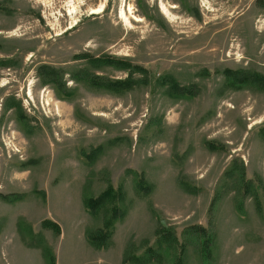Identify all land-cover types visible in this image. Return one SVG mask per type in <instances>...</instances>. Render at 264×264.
Here are the masks:
<instances>
[{"label":"rangeland","instance_id":"obj_1","mask_svg":"<svg viewBox=\"0 0 264 264\" xmlns=\"http://www.w3.org/2000/svg\"><path fill=\"white\" fill-rule=\"evenodd\" d=\"M67 1L0 0V264H264V0Z\"/></svg>","mask_w":264,"mask_h":264},{"label":"trees","instance_id":"obj_2","mask_svg":"<svg viewBox=\"0 0 264 264\" xmlns=\"http://www.w3.org/2000/svg\"><path fill=\"white\" fill-rule=\"evenodd\" d=\"M233 78V84L235 85H241V82L239 83V78L237 77H232ZM251 79V76L248 75L245 77V80L246 82H248L249 80ZM258 81H261L259 85L261 86H264V78H259ZM164 83H168L170 84L169 80L168 79H164ZM128 83H113L110 85V87L116 91L118 90H121L122 88H128ZM168 89H170L169 91H173L175 92L174 94V97L176 98H180L182 96H187L188 94H191L190 90L187 89V88H181L179 87L178 85H169L168 86ZM141 184H143V181L141 180L140 182ZM145 186V185H142L140 186L141 188ZM148 188L146 187V190ZM113 194H115V196H113ZM122 193H117V192H114V189L112 187L108 188L105 192H103L99 197L95 198V199H91L87 202V208L94 211L98 206H105L107 201H111V200H114L116 201L117 199H120L122 198ZM101 207V208H102ZM116 208H114L115 210ZM116 211V210H115ZM116 213V212H115ZM113 217H116V214L112 215ZM109 221L107 220L106 223H105V227L103 229H100V230H97L95 233L91 234L89 236V241L91 242V244H95L96 241H97V244L99 243L101 245L102 243V240L104 238H106L107 236L111 237V234L112 232L110 231L111 228H109ZM43 226L46 227V228H50L54 231H56L57 233H60V227L52 222V221H45L43 223ZM200 231V230H199ZM160 241L163 242H177V239L176 237L170 233V232H165V231H160ZM209 238L204 242L205 245L209 246ZM182 248V247H181ZM145 263H148V260H145V261H139L138 264H145ZM175 264H182V258H177V262Z\"/></svg>","mask_w":264,"mask_h":264},{"label":"bare ground","instance_id":"obj_3","mask_svg":"<svg viewBox=\"0 0 264 264\" xmlns=\"http://www.w3.org/2000/svg\"><path fill=\"white\" fill-rule=\"evenodd\" d=\"M81 5H82V3L80 2V0H68L67 1V3H66L67 14L69 15L70 18H73L75 15H77L78 10H79ZM132 10L133 9H131V7L128 9L127 12L125 10H122V9L120 10V18L123 20L124 24H126L127 26H130V24H131L127 15L129 14V16L131 17V15H133ZM101 12H103L102 6H99L98 8H95V9H91V14H100ZM162 12L168 17L171 16L169 10L164 5H162ZM72 28H73V26L70 29H72Z\"/></svg>","mask_w":264,"mask_h":264}]
</instances>
